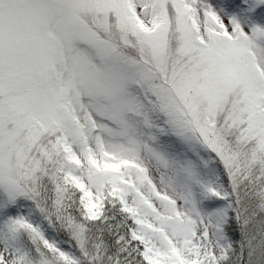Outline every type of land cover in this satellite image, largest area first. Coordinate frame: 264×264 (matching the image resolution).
<instances>
[{"label":"snow or ice","instance_id":"snow-or-ice-1","mask_svg":"<svg viewBox=\"0 0 264 264\" xmlns=\"http://www.w3.org/2000/svg\"><path fill=\"white\" fill-rule=\"evenodd\" d=\"M0 264H264V0H0Z\"/></svg>","mask_w":264,"mask_h":264}]
</instances>
